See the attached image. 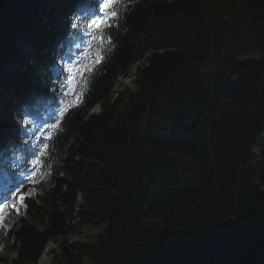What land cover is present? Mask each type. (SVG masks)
I'll use <instances>...</instances> for the list:
<instances>
[{"label":"trees","instance_id":"trees-1","mask_svg":"<svg viewBox=\"0 0 264 264\" xmlns=\"http://www.w3.org/2000/svg\"><path fill=\"white\" fill-rule=\"evenodd\" d=\"M118 3L115 47L93 72L85 104L49 141L44 171L57 174L50 197L37 186L19 224L7 218L0 262L18 250L16 264H34L63 236L53 264H264V0ZM77 4L0 0V102L3 89L15 101L0 107V148L17 134L28 138L13 104L57 88L44 57L62 16L63 36L69 32ZM19 35L27 54L15 46ZM151 46L164 51L152 53L112 101L118 76ZM241 55L255 57L249 68L239 65ZM98 103L101 111L91 113ZM50 112L45 105L36 122ZM11 175L0 160V177ZM79 194L80 219L106 226L70 242Z\"/></svg>","mask_w":264,"mask_h":264},{"label":"snow or ice","instance_id":"snow-or-ice-1","mask_svg":"<svg viewBox=\"0 0 264 264\" xmlns=\"http://www.w3.org/2000/svg\"><path fill=\"white\" fill-rule=\"evenodd\" d=\"M121 6L118 0H78L70 30L63 37L66 45L75 51L65 56L61 49L58 58L49 61L55 65L57 88L51 97L33 90L25 99L20 123L23 135L28 138L21 139L17 134L10 139L8 146L0 148V160L12 172L11 176L3 178V187L0 188V234L7 229L8 217L20 215L22 208L27 209L25 201L34 202L31 197L35 189L25 191L26 184L39 183L47 175L44 170L51 168L48 161L52 146L49 141L58 138L60 124L65 122L72 109L79 106L96 65L104 59L105 52L110 53L115 47L112 37L123 19L117 11ZM45 105L51 107L49 117L43 123H37L36 116ZM18 153H23V169Z\"/></svg>","mask_w":264,"mask_h":264},{"label":"rangeland","instance_id":"rangeland-1","mask_svg":"<svg viewBox=\"0 0 264 264\" xmlns=\"http://www.w3.org/2000/svg\"><path fill=\"white\" fill-rule=\"evenodd\" d=\"M66 23H67V20L66 18H64V16H62V18L60 19V22L58 24V30H62L65 28L66 26ZM22 41L23 39H18L16 41V45H18L19 47H21L20 45L22 44ZM21 43V44H20ZM57 44H58V40H57V43H56V46L55 48L57 47ZM171 48H175L174 46H172ZM30 49V47L28 45H25L23 46V48H21V51L20 53L21 54H25L28 50ZM163 52L164 49H157L156 47L154 46H151L146 52L144 55H142L135 63H133L131 65V67L129 68V71L131 74H129L130 76H128V74H122L121 75V79L120 81H117V83L115 84V89L118 91L122 88L123 84H121V81H126V83L128 85H131V80L134 78L135 79V76L138 74L139 72V68L141 67H144L146 65H148L147 63V58L149 56L152 55V53L154 52ZM53 55V54H52ZM251 58H255L253 55H249ZM54 58L49 56L47 58V60H45L47 66H53L55 67L54 64H49V61H52ZM2 88V86H0ZM6 89H3V93H4V97H3V100H2V104L0 105V107H3V104H5V102H7L9 100V95H6ZM8 94V93H7ZM84 103V100L82 99V101L79 103V106L82 105ZM24 102L22 101L20 103V106H23ZM100 111V108H99V104L95 105L94 107H92L91 109V113H98ZM18 122L20 123L21 122V118L18 117L17 118ZM21 124V123H20ZM22 125V124H21ZM35 126V125H34ZM23 127V125H22ZM66 156H64L65 158ZM60 165H63V163L61 162ZM54 173H50L43 181H42V189L43 192H44V195L49 199L50 195V189L51 187L53 186V183H54ZM62 175V173H61ZM60 175V176H61ZM0 188L3 187V183L0 184ZM35 189V188H34ZM33 196V195H32ZM77 206H75L74 208V213H73V217L71 218V223L73 225H76V228H77V231H75L74 233H72L71 235H69V240L70 242H77V241H87L89 239V236L93 233H97V232H100L105 226H106V223L105 222H102V223H97V222H87V221H83L82 219H80V207L82 206L83 204V200H82V197H79L78 200H77ZM66 207L63 206L62 207V211L65 209ZM22 213H23V208L21 209V213L20 215H16V218L13 220V223L15 226H17L19 224V220L21 219L22 217ZM37 214L41 217V218H44L45 220H48V216L46 214V212H44V210L40 211V212H37ZM11 225H7V228H9ZM63 236L62 237H58L56 239H53V240H50L48 241V243L46 244V248L48 249V262H46V264H53V259H54V253H53V250L54 248L55 249H58L60 244L62 243L63 241ZM59 251V250H58ZM17 254L16 252H13L9 255L8 257V262H0V264H15V259L17 258ZM39 260V259H38ZM38 261L35 263L37 264ZM23 264V263H21Z\"/></svg>","mask_w":264,"mask_h":264},{"label":"bare ground","instance_id":"bare-ground-1","mask_svg":"<svg viewBox=\"0 0 264 264\" xmlns=\"http://www.w3.org/2000/svg\"><path fill=\"white\" fill-rule=\"evenodd\" d=\"M48 249H44V251L42 252L41 256L38 258L39 260L37 264H46V262H48Z\"/></svg>","mask_w":264,"mask_h":264},{"label":"water","instance_id":"water-1","mask_svg":"<svg viewBox=\"0 0 264 264\" xmlns=\"http://www.w3.org/2000/svg\"><path fill=\"white\" fill-rule=\"evenodd\" d=\"M251 58L250 57H244L240 59V64L242 67H249L251 64Z\"/></svg>","mask_w":264,"mask_h":264}]
</instances>
